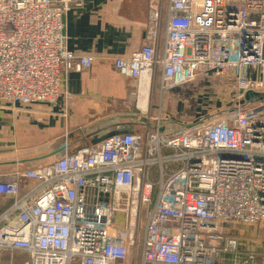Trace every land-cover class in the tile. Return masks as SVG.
<instances>
[{
  "label": "built area",
  "instance_id": "built-area-1",
  "mask_svg": "<svg viewBox=\"0 0 264 264\" xmlns=\"http://www.w3.org/2000/svg\"><path fill=\"white\" fill-rule=\"evenodd\" d=\"M81 6L0 0V101L54 104L64 75L93 66L65 47V16ZM145 33L139 50L112 63L137 93L149 97L156 81L162 99L231 76L230 113L64 148L46 167L1 179L0 264H124L131 252L139 264H264L237 260L224 229L264 224V99L243 104L264 94V0H149Z\"/></svg>",
  "mask_w": 264,
  "mask_h": 264
},
{
  "label": "crops",
  "instance_id": "crops-1",
  "mask_svg": "<svg viewBox=\"0 0 264 264\" xmlns=\"http://www.w3.org/2000/svg\"><path fill=\"white\" fill-rule=\"evenodd\" d=\"M78 1L82 6L73 7L65 16V47L93 56V66L64 75L61 95L54 104L22 106L0 101V180L47 166L62 154L53 155L59 149L76 153L109 134L143 133L157 126L160 132L170 133L202 124L209 117L193 120L198 114L195 105L192 112L187 108L168 112L165 101L158 108L156 81L146 101L148 112L140 111L136 82L113 69V60L129 57L145 43L149 0ZM188 85L165 95L181 93Z\"/></svg>",
  "mask_w": 264,
  "mask_h": 264
},
{
  "label": "rangeland",
  "instance_id": "rangeland-1",
  "mask_svg": "<svg viewBox=\"0 0 264 264\" xmlns=\"http://www.w3.org/2000/svg\"><path fill=\"white\" fill-rule=\"evenodd\" d=\"M257 76V74L254 75V78H257ZM179 93L178 91H173L168 93V96L164 94L165 96H163L162 99H159V94H157L156 100L158 108H161V104H163L164 101L166 103V111L168 112H179V110L183 108H187L186 110L188 112H192L195 106H197L194 112L198 114L194 115L193 120L202 119L204 121L207 118V120H209L212 116L218 114H225L224 116H226L230 113V109H227L234 104V97L236 95L235 81L231 76H211L192 85H188L184 88V91L180 93L181 95ZM166 96L167 98H165ZM191 105L195 106L190 108L192 107ZM208 115L209 117H207ZM207 122L208 121L204 123ZM137 133L140 134L141 131L137 130ZM67 153L73 154L75 152L67 151ZM63 154L64 153L57 156L50 164L59 159ZM39 168L40 167L36 169ZM224 226L225 234L237 242V254L234 256L237 260H243L247 255H252L257 257L258 261L264 262V224L246 226L232 223ZM134 255L135 253H130L129 261L132 264H139V260H135ZM231 257V255L227 256V259H229L227 260L228 262L231 260Z\"/></svg>",
  "mask_w": 264,
  "mask_h": 264
},
{
  "label": "water",
  "instance_id": "water-1",
  "mask_svg": "<svg viewBox=\"0 0 264 264\" xmlns=\"http://www.w3.org/2000/svg\"><path fill=\"white\" fill-rule=\"evenodd\" d=\"M262 99H264V94H246L245 95V98H244V106L247 107L253 103H258L260 102ZM225 114H218V115H215V116H212L209 118V120L207 121H212V120H216L222 116H224ZM197 125V124H196ZM195 126V125H194ZM193 127V126H191ZM191 127H188V128H180L179 130H183V129H189ZM175 131H178V130H175ZM127 132L126 131H123V132H118V133H113V134H109L108 136H105L103 138H99V139H96L92 142V145H96L100 142H102L103 140H105L106 138H109L113 135H121V134H126ZM64 151V149H59V150H56L53 155H58L60 153H62Z\"/></svg>",
  "mask_w": 264,
  "mask_h": 264
},
{
  "label": "bare ground",
  "instance_id": "bare-ground-1",
  "mask_svg": "<svg viewBox=\"0 0 264 264\" xmlns=\"http://www.w3.org/2000/svg\"><path fill=\"white\" fill-rule=\"evenodd\" d=\"M144 96H146V93L145 92H138L137 93V99L139 100V98L141 99V100H139V102H138V104H139V106H138V108L140 109V111H142V112H148V103L146 104V101L148 100V96H146V98L144 99V98H142V97H144ZM144 110V111H143Z\"/></svg>",
  "mask_w": 264,
  "mask_h": 264
}]
</instances>
